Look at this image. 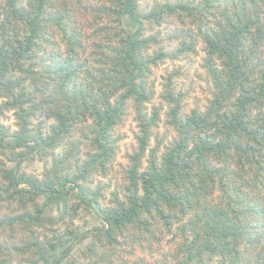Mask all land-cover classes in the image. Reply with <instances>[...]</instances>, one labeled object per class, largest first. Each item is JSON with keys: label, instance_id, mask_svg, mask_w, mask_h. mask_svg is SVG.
<instances>
[{"label": "trees", "instance_id": "1", "mask_svg": "<svg viewBox=\"0 0 264 264\" xmlns=\"http://www.w3.org/2000/svg\"><path fill=\"white\" fill-rule=\"evenodd\" d=\"M137 1L97 0L96 27L86 38L67 0H0V114L12 109L18 119L17 130L0 125V148L12 162L0 159V206L16 205L0 215V230L9 229L0 264H60L88 236L50 224L41 236L43 210L53 202L61 204L60 220H71L79 206L100 215L94 234L116 250L98 256L85 248L84 256L97 259L89 264H116L111 257L128 264L118 236L130 245L134 232L172 223L185 234V264H203L204 253L216 264H264V0H166L148 12ZM171 21L188 42L149 53L161 42L145 24ZM194 36L203 38L212 81L205 109L182 110L171 72L163 76L160 105L148 111L152 68L195 51ZM128 112L137 133L126 181L102 205L103 189L90 182L111 167L114 129ZM161 122L166 136L174 132L166 144L155 133ZM35 157L48 158L39 178L21 170ZM72 195L78 203L68 208ZM133 264L155 262L138 257Z\"/></svg>", "mask_w": 264, "mask_h": 264}, {"label": "rangeland", "instance_id": "2", "mask_svg": "<svg viewBox=\"0 0 264 264\" xmlns=\"http://www.w3.org/2000/svg\"><path fill=\"white\" fill-rule=\"evenodd\" d=\"M29 1L30 0H20L23 6H26L27 2ZM96 1L97 0H80V3H77V0H67L66 3L67 6L73 8L74 10L75 8H78L76 9V12L79 16V22L83 27V35L85 37L87 36L86 38L91 36L92 31L96 27L95 25H91V23L95 20L94 13L97 12ZM164 1L166 0H138L137 2L140 11L148 12L153 7H155V5ZM181 1L184 2L188 0ZM258 3L260 4V2ZM263 19L264 17L261 16V20ZM167 23L168 22L161 24H145L146 34H157L159 36V41L161 42L157 46L152 44V46L149 48V53H153L159 47L166 50V52H173L176 50V48H178V46L180 47L181 42H188L187 38H183V36L178 37L179 31L177 28L181 27L179 24H174L172 21L169 24ZM184 28H186V26ZM194 37L196 41L195 51L185 52L176 58H166L157 66L152 68L151 74L149 75V80L153 82L155 86V92L150 103L147 105L148 111H150L152 106L160 105V93L162 89V82L164 81L163 76L166 73L171 72L174 73L173 85L175 93L182 95V110L188 113L192 109H197L200 111L205 109L209 99L212 96V81L204 65L206 53L204 49L205 43L203 38L200 36ZM91 41L92 39L89 38L88 42L90 43ZM61 47L63 49L62 45ZM216 62H218V60H216ZM2 100L4 99H0V102H2ZM163 108H165V104L163 105ZM41 118L44 119V116ZM38 120L39 116L35 117L31 121L32 126L35 125ZM17 122L18 119L16 118L12 109L4 110L3 113L0 114V125L2 127H9L11 131H14L18 129ZM161 123L162 124H160V126L155 129V133L158 134V139L163 138L165 142L164 144H166L171 140L174 132L171 131L170 134H168L169 136H166L164 133L166 131V126L163 124V122ZM136 133L137 125L134 120L133 113L128 112V115L124 118V120L114 129V136H117L118 140L116 143L117 152L111 167L104 175H94L90 182L91 188L95 189L100 187L103 189L102 196L99 199V202L102 205L109 204L113 191L121 190V187H123L125 184L126 174L124 170L129 166L130 162L128 156L136 145ZM155 142V138L152 137L150 140V147H153ZM160 150L162 151L163 147H161ZM59 152L62 154L61 151ZM0 159L6 161L7 166L12 165V162L8 161L6 155L3 153L2 148H0ZM46 160H48V158H27L22 162L21 170L25 171L27 174H31L39 178L42 176L44 162ZM145 164L146 162L143 163V166ZM122 194V192L119 193L120 196H122ZM38 202L41 204L43 199L38 200ZM77 203L78 199L74 195L68 197V208L75 207ZM6 206L5 204L4 208L0 206V215L1 213L6 212V210L10 213H13L16 208V205L15 207L11 206L10 208ZM61 208V204L55 202L48 204L44 208L42 214L45 216V223L44 226L38 228V232H40L41 236L44 233H47V235L50 234L48 229L51 227L50 225L56 229V232H63L72 228L78 230V232L88 231L89 233L84 240L75 241L72 244V250L69 256L66 257L60 264H89L90 262H94L97 260L96 256L83 255L84 249L88 248L89 246H91L93 252L95 251L98 256L109 255L110 253L114 254L116 247L114 245L110 246L109 244L104 243L102 237L94 234L95 228H102L103 226V221L98 213L87 211L83 206H79L75 212H72V214L74 213V217L71 220L68 215L64 220H60L59 216L61 213ZM7 231H9L8 228H1L0 243H4L5 240H8L6 235ZM20 236V234L17 235V238H20ZM133 236L136 237V239L130 245L127 236H118V242H121V245L125 249L123 254L128 264L135 263L138 257H144L148 261L153 260L155 264H162L161 259H166L168 261L167 264H185V257H181L182 251L180 249L185 241V234L182 232L178 223H172L169 230L161 228L160 231H154V233L151 234H139V232H134ZM137 237H139V239H137ZM128 250H131V254L128 253ZM172 253L176 254L178 258H173L171 256ZM111 258L116 264H121L119 259L113 257ZM215 261L216 258H210L208 257L207 253H204L203 264H216ZM38 264L45 263L41 262Z\"/></svg>", "mask_w": 264, "mask_h": 264}]
</instances>
